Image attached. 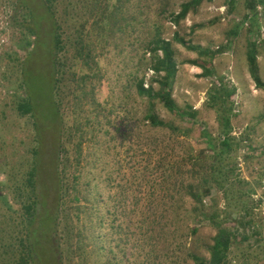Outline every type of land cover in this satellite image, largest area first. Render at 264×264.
Segmentation results:
<instances>
[{"label":"rangeland","instance_id":"obj_1","mask_svg":"<svg viewBox=\"0 0 264 264\" xmlns=\"http://www.w3.org/2000/svg\"><path fill=\"white\" fill-rule=\"evenodd\" d=\"M189 1L119 0L110 11L129 25H121L107 43H97L91 28L90 0H70L68 20L75 25L87 18L86 30L91 38L87 36L85 41L94 48L93 53H98V64L66 60L68 65L60 86L64 85L55 97L50 93L53 85L50 17L43 7L39 9L40 0H0V264H14L17 258L19 219L26 198V192L18 188L22 187L23 177L35 158L38 210L47 220L48 234L43 239L37 233V264H60L53 217L58 207L55 181L60 162L58 143L63 140L69 158L67 173L71 178L79 177L80 207L87 212V208L96 204L99 209L94 226L97 239L90 237L86 243L88 253L83 259L87 264H194L186 256L187 250L209 260L208 246L212 245L216 231L208 221L184 215L185 221L176 223L173 239L166 233L165 219L154 224H149L150 219L147 221L146 226L150 229L151 225L155 227L152 231H156L149 238L136 229L140 217L135 210L143 209V217L153 209L159 218L171 206L167 198L156 203L148 200L147 194L167 188L148 184L154 177L149 175L152 166L171 162L177 183L189 180L183 164L190 146L197 156L204 151L198 166L201 174L210 160L221 161L220 166L231 169L233 176L244 181L238 184L240 190L249 191L243 199L249 212L247 217L239 211L236 199L227 207L219 190L212 189L221 211L220 219L234 228L238 238L242 237L241 245L229 251V264H264V89L255 87L246 60L249 43L254 42L258 72L264 82V0H202L176 22L173 15L179 12L182 3ZM55 4L57 14H64L67 1L58 0ZM27 6L37 7V14L43 15L42 19L37 17L41 28L38 37L36 19L35 34L26 28ZM151 20L158 21L161 37L171 43L174 51L177 73L172 98L179 109L189 111L190 106L196 111L194 120L173 114L158 100L137 92L140 81L144 87L152 83L154 90L158 89L149 69L151 55L143 41ZM176 35L199 47L202 53L176 42ZM71 49L68 57L75 56L73 43ZM208 52H213L212 56ZM204 68H210L212 73L205 74ZM83 75L89 76L87 82L76 91L69 90L68 86H76L75 80ZM220 83L232 92L230 154L221 153L218 145L223 138L221 123L216 110L207 103L210 90ZM27 86L35 93L34 100H29L34 110L21 113L17 105L27 103L30 98ZM151 111L165 123L187 129L188 135L152 127L146 119ZM87 116L92 120L90 126L82 128L86 134L77 157L79 132L71 131L73 137L67 143L68 134H60V117L65 130L72 129L76 120L84 123ZM203 133L214 139L216 153L207 146ZM71 205L68 202V213ZM189 207L187 200L185 208ZM248 222L252 224L247 225ZM192 227L197 228V233L186 239L184 233ZM64 262L77 264L65 259V254Z\"/></svg>","mask_w":264,"mask_h":264},{"label":"trees","instance_id":"obj_2","mask_svg":"<svg viewBox=\"0 0 264 264\" xmlns=\"http://www.w3.org/2000/svg\"><path fill=\"white\" fill-rule=\"evenodd\" d=\"M56 1L58 0H40L41 6L43 7L47 17H50L48 25L49 34L52 37V48L53 52L51 54V77L53 79L52 91L55 97L62 87V79L64 76V71L68 65L66 60L73 62H80V60L88 65L93 63V65L98 64V53H93L94 48L87 44L85 38L90 36L89 31L86 30V25L88 21L86 17H83L81 20L76 22L75 25H71L68 16V8L72 6L70 0L67 1V5L63 9L64 14H57L58 9H56ZM61 2V0H59ZM119 0H90L91 4L89 9L93 13V23L91 28L95 32L97 43H107L109 38L113 33L121 26L127 27L129 22H124L120 20L118 16H115V12H111V8L115 7V3ZM202 0H191L189 2L182 3L180 5L179 12L173 18L175 21H179L186 16L190 9L196 7ZM55 4V6H54ZM254 5V4H252ZM28 7V6H27ZM28 10L29 23L26 26L27 30L31 34L36 33L35 22L37 23V17L43 18V15L37 14V7L26 8ZM161 13V12H160ZM159 15L158 13H155ZM150 20V16H149ZM148 20V21H149ZM41 28H38L37 23V37L38 32ZM160 25L158 21L151 20V28L145 36L144 48L151 55V62L149 69L154 75V83L158 85V89L154 90L152 83L147 87H144L143 81H140L137 85V92L141 96H146L152 100H158L161 105L168 110L169 112L176 114L182 118L187 115V118L194 120L196 116V111L192 110L189 106V111L179 109L173 98H172V87L174 79L177 73V64L174 59V51L171 47V43L160 35ZM175 41L184 45L186 48L192 51L202 53L197 46L187 44L182 38H179L177 35L174 37ZM37 42H35L36 44ZM73 43V50L75 56L68 57L70 49ZM72 50V49H71ZM160 53V54H159ZM213 52H208V55L212 56ZM82 54L87 55L85 58H81ZM246 60L248 64L249 75L254 82L256 88L264 89V82L261 80L258 72L257 65V48L254 42L249 43V47L246 53ZM204 73H212L209 69L204 68ZM74 76V73H72ZM88 75H83L75 80L77 83L76 86H68V89L71 91H76L81 88L88 80ZM24 83V82H23ZM51 89V87H50ZM28 94L30 98L27 103H19L17 109L21 113H29L33 111V106L29 100H34L35 93L31 87L27 86ZM38 92V91H37ZM210 100L208 104L214 108L217 112V118L221 123L223 137L218 143L222 154H230L231 146L229 141V135L231 132V105H230V96L232 95L231 91H228L224 84L220 83L218 87H214L210 90ZM58 108V107H57ZM59 112V111H58ZM54 117L56 119L55 113ZM60 116V115H59ZM146 119L149 124L154 128H168L172 129L174 134H181L182 136L188 135V130H181L176 128L164 121L160 120L157 115L151 111L146 114ZM92 118L87 116L86 121L83 123L77 121L74 124L72 129H65L63 126L62 117H60V134H68L67 143L71 142V131L74 134L79 132L78 140L76 144V154L79 156L81 150V145L83 141V136L86 134L82 131L83 126H90ZM63 129V130H62ZM59 131L57 135L59 136ZM206 136V144L212 150L213 153H216V143L214 139L206 133H203ZM70 136V137H69ZM60 141V140H59ZM65 144V141H60L58 143V153L59 157L63 156V159L59 158V164L57 162L56 167V189H57V210L54 214L53 230L55 231V238L57 243V250L61 254L60 264H65V259L69 258L75 260L77 264H87L84 261V254L88 253L86 248L87 240L92 237L97 239V236L94 232V226L96 224V218H98L99 209L96 208V204H93L87 208V212L81 208L79 204V194L77 192V185L79 177L74 175V178L70 177V174L67 173L69 166V158L67 156L68 150L63 148L62 144ZM186 150L184 155V166L185 171L189 173V180H180L177 183L175 180V173L173 170V163L162 161L157 165H153L149 175H153L152 179H149L148 184L155 187L161 188L167 185V188L162 191L154 190L152 193L147 194L148 200L151 202L165 201L167 200L170 203V207L164 211V214L160 215L159 218L156 216V210L150 209L149 215L142 217V210H135L137 215L140 217L136 229H138L141 235H146L150 237L152 230L155 227L150 225V229L146 226L147 221L150 219L149 224H154V222H162V219L168 221L164 226L167 227L166 233L173 239L176 234V223L179 221L184 222V215H192L196 221L204 220L208 221L215 229V236L213 237L212 245L208 246L209 260H205L195 253L187 250L186 256L189 257L194 264H229V251L232 247H238L241 245L242 237L238 238L237 233L234 232V228L225 224V221L220 219L221 211L217 209L215 204V195L213 196L212 189L219 190V193L223 195V198L226 201V205L232 206L234 199L239 203V211L245 212L246 216H249L248 209L245 207V201L243 200L248 195V190H240V183H244L243 180L239 179L237 176L231 174V169L227 168L226 170L223 166H220L221 161H212L208 162L207 170L203 171L201 174L198 171V166L200 165V160L204 151L201 152L199 156L194 154V150L190 146ZM61 152V154H60ZM37 154V151H34ZM219 155V154H218ZM217 155V157H218ZM36 156V155H35ZM216 157V158H217ZM221 156H219L220 158ZM210 156H207V161ZM61 159V160H60ZM217 169V170H216ZM159 176V177H158ZM22 187L18 189L26 192V198H23V212L20 214L19 225L21 226L20 235L21 237L18 241V251L17 258H15L14 264H37V233L44 239L47 237V220L38 210V196H37V159L35 158L34 164L26 172V175L23 177V183L20 184ZM26 187V190H25ZM171 187V188H170ZM69 198V199H68ZM190 202L189 209L185 208L186 201ZM68 202H71V213H68ZM78 203V204H75ZM179 204V206H177ZM84 213L82 214V212ZM155 213V216H154ZM170 222V224H169ZM252 223L248 222L247 225ZM55 227V228H54ZM136 231V230H135ZM134 233V232H133ZM197 233V228L192 227L184 233V237L187 239L192 235ZM156 235V231L152 233ZM11 244L10 247H12ZM244 247V246H241ZM2 252V251H1ZM3 253V252H2Z\"/></svg>","mask_w":264,"mask_h":264}]
</instances>
